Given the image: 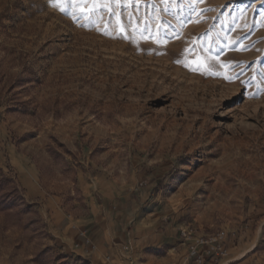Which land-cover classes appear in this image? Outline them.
I'll return each instance as SVG.
<instances>
[{
  "label": "rangeland",
  "instance_id": "374dc122",
  "mask_svg": "<svg viewBox=\"0 0 264 264\" xmlns=\"http://www.w3.org/2000/svg\"><path fill=\"white\" fill-rule=\"evenodd\" d=\"M91 6L0 0V264H264V0Z\"/></svg>",
  "mask_w": 264,
  "mask_h": 264
},
{
  "label": "built area",
  "instance_id": "2783aa9c",
  "mask_svg": "<svg viewBox=\"0 0 264 264\" xmlns=\"http://www.w3.org/2000/svg\"><path fill=\"white\" fill-rule=\"evenodd\" d=\"M222 238V234L211 237L197 235L191 226L179 229V245L188 249L187 264H213L223 259L227 249Z\"/></svg>",
  "mask_w": 264,
  "mask_h": 264
},
{
  "label": "snow or ice",
  "instance_id": "6c2138e0",
  "mask_svg": "<svg viewBox=\"0 0 264 264\" xmlns=\"http://www.w3.org/2000/svg\"><path fill=\"white\" fill-rule=\"evenodd\" d=\"M51 2H52V0H49V3H51ZM84 2L88 3L89 0H84ZM90 2L92 5L91 7H86V8L82 7L79 9V12L81 14L94 13L96 11L97 7H104V8H108L110 10L109 5L112 2V0H103V3H101V0H90ZM60 11L64 12L65 9L63 7H61ZM73 15H75V14H73ZM120 28H121V31H123V25H120ZM196 70H199V69H196ZM226 78H229V77H226Z\"/></svg>",
  "mask_w": 264,
  "mask_h": 264
}]
</instances>
